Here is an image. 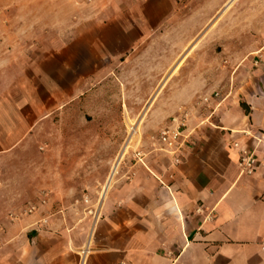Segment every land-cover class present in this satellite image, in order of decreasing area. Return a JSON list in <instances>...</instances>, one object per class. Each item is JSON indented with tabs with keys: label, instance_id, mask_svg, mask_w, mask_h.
<instances>
[{
	"label": "crops",
	"instance_id": "crops-1",
	"mask_svg": "<svg viewBox=\"0 0 264 264\" xmlns=\"http://www.w3.org/2000/svg\"><path fill=\"white\" fill-rule=\"evenodd\" d=\"M237 1L198 38L204 26L188 36V4L177 0H135L105 28L133 50L125 69L150 78V118L184 125L178 156L157 143L111 178L110 143L90 146L98 133L81 135L87 144L62 151L59 164L27 153L31 132L62 107L40 112L47 90L35 87L56 56L46 36H31L46 4L26 2L29 35L0 38V264H264V0ZM242 151L254 155L251 175Z\"/></svg>",
	"mask_w": 264,
	"mask_h": 264
},
{
	"label": "rangeland",
	"instance_id": "rangeland-1",
	"mask_svg": "<svg viewBox=\"0 0 264 264\" xmlns=\"http://www.w3.org/2000/svg\"><path fill=\"white\" fill-rule=\"evenodd\" d=\"M34 1L35 4L39 3V0ZM42 1L47 11L36 12L32 20H41L44 28L31 29V36H46V53L55 54L56 57L47 62L48 72L53 75L45 77L46 84L39 83L35 90H47L46 105L43 101L40 103L41 114H50L62 108L56 120L31 132L33 138L26 145L31 160L35 155L47 153L52 160L57 158L59 164L62 151L87 144L81 137L87 133L101 136H96L89 144L96 149H107L110 143L111 170L118 163L117 172L124 164L136 163L147 156L148 159L157 147L161 131L167 126L156 124L157 118H150V93L145 91L150 86V78L135 76L134 66L125 69V61L133 50H128L129 45L124 48L112 42L109 36L114 37V31L105 29L117 22L121 8L126 5L129 9V4L135 0ZM223 1L177 0L180 5L188 4V36L195 26H204L197 36L201 37L208 27L223 16L224 10L230 16L238 1L231 0L222 7ZM26 2L28 0H0V38L29 35L26 29ZM72 3L78 5V14L71 12ZM181 15L184 17L187 14ZM71 20L78 21V38H75L76 30L70 27ZM71 39L74 41L72 45ZM75 68L77 76L65 75V72L75 73ZM120 72L123 73L122 81ZM158 79L160 86L165 77ZM1 81L0 77V86ZM30 115L29 120H32L34 114ZM66 134H74V137H66ZM117 172L114 176H117ZM98 180L96 175L97 184ZM103 187L96 193L94 209L101 204Z\"/></svg>",
	"mask_w": 264,
	"mask_h": 264
},
{
	"label": "built area",
	"instance_id": "built-area-1",
	"mask_svg": "<svg viewBox=\"0 0 264 264\" xmlns=\"http://www.w3.org/2000/svg\"><path fill=\"white\" fill-rule=\"evenodd\" d=\"M183 124H178L176 126H170L165 128L163 131H161L159 138L157 142L161 144L164 149L172 152L174 155L178 156L179 153L184 148V143L181 141L183 137ZM238 145L236 144L235 147ZM181 160V157L175 159L176 163H179ZM240 166L242 168V171L248 175L253 174L255 171V159L254 155L250 154L247 151H242L241 157H240ZM1 186V183H0ZM34 207L28 209L29 213H32L34 211ZM1 231V228H0Z\"/></svg>",
	"mask_w": 264,
	"mask_h": 264
},
{
	"label": "bare ground",
	"instance_id": "bare-ground-1",
	"mask_svg": "<svg viewBox=\"0 0 264 264\" xmlns=\"http://www.w3.org/2000/svg\"><path fill=\"white\" fill-rule=\"evenodd\" d=\"M231 3H232V2H231ZM231 3H230V4H231ZM228 7H229V5H228ZM118 164H119V163H118ZM118 164H116V165L114 166V168H113V170H112V172H111V176H110V178L113 177V176L116 174V172H117V168H118ZM107 186H108V183L106 184L104 191L106 190Z\"/></svg>",
	"mask_w": 264,
	"mask_h": 264
}]
</instances>
